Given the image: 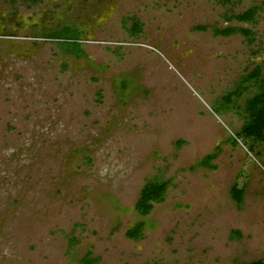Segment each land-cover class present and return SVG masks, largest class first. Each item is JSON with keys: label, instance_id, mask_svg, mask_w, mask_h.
<instances>
[{"label": "rangeland", "instance_id": "1", "mask_svg": "<svg viewBox=\"0 0 264 264\" xmlns=\"http://www.w3.org/2000/svg\"><path fill=\"white\" fill-rule=\"evenodd\" d=\"M85 1L97 10L77 23L78 57L27 30L55 1L0 0V21L14 5L26 23L0 35V264L264 259V142L232 143L255 86L217 106L254 65L264 74V0ZM251 6L254 21L226 19ZM227 26L251 41L215 33ZM209 153L215 169L198 164ZM150 179L168 182L164 199L140 216Z\"/></svg>", "mask_w": 264, "mask_h": 264}, {"label": "trees", "instance_id": "2", "mask_svg": "<svg viewBox=\"0 0 264 264\" xmlns=\"http://www.w3.org/2000/svg\"><path fill=\"white\" fill-rule=\"evenodd\" d=\"M25 2H30L35 4L40 0H24ZM230 0H222V2L227 3ZM259 6H251L243 12L237 14H231L226 16V19H234L237 22L249 23L254 21L255 15L259 10ZM203 28V26L199 27ZM139 22H134V30H139ZM242 33L244 36L249 37V42L251 41L250 37L252 32L241 26H227L221 29H215V33L222 36H229L234 33ZM61 44L65 45L67 50L76 51L77 55L80 56L83 52L77 48L76 43H72L70 39L73 36L69 32H65L61 35ZM251 85L255 86V91L252 92L244 100L243 104V122L241 127L237 130L236 136L232 143H236L238 137L242 138L244 142H247L248 150L253 151L254 147L258 143L264 142V74L262 73V67L260 64L254 65V67L248 71L246 74L242 75L239 82L236 84L233 90L227 92L221 97V101H217L218 109L223 111L224 108H227L228 105L232 102V97L238 98L243 92L247 91ZM258 153V152H257ZM216 157V153H209L205 155L201 161L198 163L202 167L215 169L216 166L211 164V161ZM167 181H162L159 179H150L148 180L140 190L138 199L134 204L136 212L140 216L148 215L154 203L161 202L164 199L165 189L167 186ZM231 199L240 204L242 201L244 189L239 188L236 184H232L229 190ZM144 227V221H138L134 226L129 228L126 232V236L133 240H137L142 236ZM234 236H239L238 231H234ZM97 258L87 253L81 260V264H96ZM237 264H264V259L260 258L250 262H240Z\"/></svg>", "mask_w": 264, "mask_h": 264}, {"label": "flooded vegetation", "instance_id": "3", "mask_svg": "<svg viewBox=\"0 0 264 264\" xmlns=\"http://www.w3.org/2000/svg\"><path fill=\"white\" fill-rule=\"evenodd\" d=\"M10 1L13 3L18 0H10ZM47 1L49 2L51 0H40L39 2L35 4H31L30 2H25L24 0H19L20 3L25 4L26 6L30 8L39 7V5L46 3ZM53 1H55V4H57L56 6L57 8L56 7L51 8L50 12H47L46 22H45L46 26L40 29L42 26L39 27V25L28 24L27 30L30 31V34H32L35 37L43 36V37H47L48 39L57 38L58 40L61 39L59 35L65 32H69L73 36V38L70 39V41L72 43H76L77 48L80 49L77 38L79 37V35H83L84 33L81 32L80 27H78L77 23L82 22L83 17L88 18L90 20L91 16H88V15H92V12L94 10H97V7L87 5L85 0H53ZM17 9L18 8H15V6L12 5V10L10 14L9 15L5 14L3 15V17L1 16L2 20L0 21V35L7 31H12V33L14 34H19L20 31L24 29V26L26 25V23L23 21L22 17L18 16V12H16ZM60 12L62 14L61 19L56 20L54 16H56L57 13H60ZM67 12H69L70 14L72 12L74 18L72 17L70 18L69 16H66ZM76 12H78V14H76ZM68 20H70L72 23L70 24V21ZM14 22L17 23V25L13 24ZM82 23L84 24L86 22H82ZM86 24L88 26L89 23H86ZM65 50L69 52H73L71 50H67L66 48ZM76 55H77V52H76Z\"/></svg>", "mask_w": 264, "mask_h": 264}]
</instances>
